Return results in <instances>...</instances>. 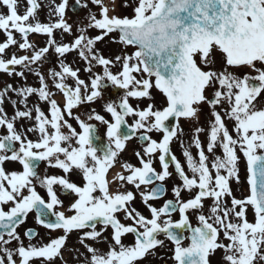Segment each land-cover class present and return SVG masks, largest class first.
<instances>
[{"label": "snow or ice", "instance_id": "snow-or-ice-1", "mask_svg": "<svg viewBox=\"0 0 264 264\" xmlns=\"http://www.w3.org/2000/svg\"><path fill=\"white\" fill-rule=\"evenodd\" d=\"M0 36V264H264V0H0Z\"/></svg>", "mask_w": 264, "mask_h": 264}, {"label": "rangeland", "instance_id": "rangeland-1", "mask_svg": "<svg viewBox=\"0 0 264 264\" xmlns=\"http://www.w3.org/2000/svg\"><path fill=\"white\" fill-rule=\"evenodd\" d=\"M44 2L47 3V0H44ZM72 2H73V0H70V4H71ZM45 13H46V9H42L41 12H40V18H41V20H45ZM84 14H85V13H84L83 11H80V12H79V16H80V17H83ZM68 16L71 18V19L69 20V22H72V20H75V19L78 18L77 15L74 14L71 10H69V12H68ZM17 38H19V37H18V34H17ZM68 39H70V38H68ZM0 40H3V36H0ZM35 41H36V40H35ZM36 42L39 43L40 46H43V44H44V38L41 37V38L38 39V41H36ZM98 46L101 47L102 49H104V52H105V55H106V56H107V55L119 54V51H118L119 47H115V48H114V51H113V53H112V52L110 51V47L113 46V45H105V44H101V45H98ZM69 59L71 60L72 57L70 56ZM47 66H51V65H46V67H47ZM80 66H82V65H80ZM6 81H7V82H11V81H8V78H7L5 75L0 74V87H2ZM29 82L32 83L31 80H30ZM105 96H106V94H105ZM6 108H7V111L9 112V114H11V113H12V108H11V106H10V105H6ZM202 125L205 126V119H204V116H203V115H202ZM18 167H19L18 165H12V166L9 167V168H18ZM70 247H71V243H70ZM65 255H71V254L68 253V252H66ZM216 256L219 257V254H217ZM68 260H69L70 262L72 261V259H68Z\"/></svg>", "mask_w": 264, "mask_h": 264}, {"label": "flooded vegetation", "instance_id": "flooded-vegetation-1", "mask_svg": "<svg viewBox=\"0 0 264 264\" xmlns=\"http://www.w3.org/2000/svg\"><path fill=\"white\" fill-rule=\"evenodd\" d=\"M129 124H131V120H129ZM103 128L100 129V133L103 135ZM137 145L135 144V142H130L129 145H128V149L127 151L123 154V158L126 159V160H130L131 162L133 163H136V160H135V157L133 156V149L136 148ZM174 152L177 154V156H180V148L179 146H176L174 148ZM147 214V213H145ZM69 258V257H68ZM72 259V258H70ZM162 261V260H160ZM156 264H159V259H158V262Z\"/></svg>", "mask_w": 264, "mask_h": 264}]
</instances>
